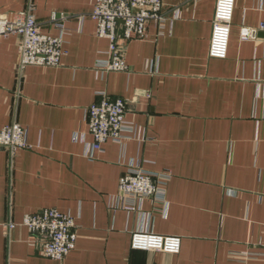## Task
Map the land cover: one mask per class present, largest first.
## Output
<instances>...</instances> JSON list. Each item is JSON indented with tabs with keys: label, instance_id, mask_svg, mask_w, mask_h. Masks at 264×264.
<instances>
[{
	"label": "crops",
	"instance_id": "obj_1",
	"mask_svg": "<svg viewBox=\"0 0 264 264\" xmlns=\"http://www.w3.org/2000/svg\"><path fill=\"white\" fill-rule=\"evenodd\" d=\"M161 1L162 26L119 44L128 69L102 71L94 0H0V13L32 6L42 32L60 33L54 19L65 30L57 66L21 68L18 38L0 40V128L20 124L28 144L0 146V264H264V32L240 35L264 23V0H234L222 59L208 54L216 0ZM102 94L125 101L135 133L99 151L86 114ZM131 164L170 173L164 201L122 207ZM44 208L75 222L61 260L23 225ZM134 231L179 236L180 251L132 249Z\"/></svg>",
	"mask_w": 264,
	"mask_h": 264
},
{
	"label": "built area",
	"instance_id": "obj_2",
	"mask_svg": "<svg viewBox=\"0 0 264 264\" xmlns=\"http://www.w3.org/2000/svg\"><path fill=\"white\" fill-rule=\"evenodd\" d=\"M234 0H216L208 54L212 58L227 55L230 28L233 17ZM88 15L96 22V35L109 40L105 57L97 59L95 68L102 71H124L128 66L119 44L121 41L140 39L145 36L147 23L153 21L159 26L167 18L161 0H94ZM54 25L60 29L58 35L40 30L32 6L24 10L0 13V40L9 36L18 38L20 53L19 66H57L65 53L63 49L65 30L57 19ZM264 32V23L258 28L242 27V39H255L257 31ZM264 46V40H263ZM87 109V126L92 136L91 148L101 151L107 141L122 143L131 138L135 128L126 120V104L122 98H110L105 94ZM0 146L7 148L27 147L26 130L18 123L0 128ZM170 178L169 172L151 173L136 165H129L120 177L118 189L122 207L137 208L135 201L153 198L164 201L163 186ZM127 201H124V200ZM133 200L134 202H131ZM15 224L7 223L10 229ZM25 225L33 236V244L47 258L61 260L75 247V222L72 216L55 208H44L38 212L25 214ZM130 247L138 250L161 251L177 254L181 248V238L161 235L148 231H134L130 237Z\"/></svg>",
	"mask_w": 264,
	"mask_h": 264
}]
</instances>
